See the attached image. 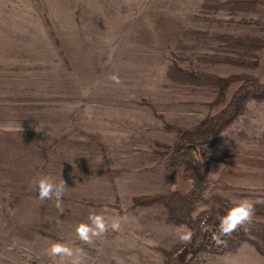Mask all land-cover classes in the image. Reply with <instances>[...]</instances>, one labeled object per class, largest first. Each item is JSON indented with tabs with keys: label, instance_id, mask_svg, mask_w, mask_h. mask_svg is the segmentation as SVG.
I'll return each mask as SVG.
<instances>
[{
	"label": "rangeland",
	"instance_id": "obj_1",
	"mask_svg": "<svg viewBox=\"0 0 264 264\" xmlns=\"http://www.w3.org/2000/svg\"><path fill=\"white\" fill-rule=\"evenodd\" d=\"M205 1L0 0V264H59L48 254L57 242L83 264H186L192 256L191 264H264L246 240L202 261L174 260L177 249L195 247L178 238L187 227L169 222L162 204L133 202L190 188L170 158L173 127H194L222 107L216 87L170 81L172 63L264 81V46L228 50L192 34L264 40V4L233 14ZM222 135L198 151L209 156L205 195L256 200L264 169L236 166L234 157L264 162L256 155L264 151V101H251ZM44 175L65 181L63 213L54 199L38 198ZM104 209L108 231L91 244L79 240L77 226ZM227 211L219 208L214 223Z\"/></svg>",
	"mask_w": 264,
	"mask_h": 264
},
{
	"label": "trees",
	"instance_id": "obj_2",
	"mask_svg": "<svg viewBox=\"0 0 264 264\" xmlns=\"http://www.w3.org/2000/svg\"><path fill=\"white\" fill-rule=\"evenodd\" d=\"M260 3L264 4V0H206L203 7L214 11L225 9L236 14L258 11ZM242 21L249 20L242 19ZM192 34L207 40L216 39L228 50L231 49L230 47L249 49L264 46V40L258 38H235L227 34L201 31H193ZM224 59L236 62L235 59L228 58V56ZM167 74L168 79L173 82L216 87L218 89L216 101L222 107L205 117L194 127H173L177 131V137L169 148L170 158L173 163L183 167L184 175L191 182L190 188L186 191L174 190L167 193L135 196L133 202L134 205L140 207L162 204L166 209L169 222L185 226L192 231L193 236L190 244L200 252L204 248L205 240L210 233L219 208L224 207L229 210L236 202H231L222 196L205 195L206 178L209 173L206 161L209 156L203 155L204 159L202 160L198 151L206 145L216 143L222 133L246 111L251 101H264V81L257 76L246 74L219 76L185 69L176 63H172L168 67ZM237 81L240 83L238 87L231 93L228 91L227 94L226 90H230ZM260 141L264 145V136L260 138ZM192 146L195 147L194 150L191 148ZM256 155L264 157V151ZM234 160L237 163L236 166L246 165L251 168L264 169V162L255 157H234ZM261 175L263 174H258V176ZM256 198H264V193L256 195ZM225 240L227 243L220 247L222 248L221 252L235 251L236 249L232 246L246 240L264 254V204H256L255 215L252 222L246 224L245 230L238 229L230 237H225ZM192 260L193 256L186 264H191Z\"/></svg>",
	"mask_w": 264,
	"mask_h": 264
},
{
	"label": "clouds",
	"instance_id": "obj_3",
	"mask_svg": "<svg viewBox=\"0 0 264 264\" xmlns=\"http://www.w3.org/2000/svg\"><path fill=\"white\" fill-rule=\"evenodd\" d=\"M111 79L119 84L120 80L117 76H112ZM5 131L11 130L5 127ZM19 130L22 131L21 126ZM224 136V135H222ZM66 183L63 179L59 184L55 183L52 177L44 175L40 176L35 184V190L38 193V198L41 201L55 200V207L63 213V200ZM256 204H264V198L252 201L250 199H241L231 207L227 213L220 218L217 232L213 234L212 241L216 245H226L227 241L222 237H230L239 228L246 224H250L256 212ZM104 209L101 213H91L89 215L90 223H80L76 228V233L82 242L91 244L93 238L101 237L108 231L109 225L106 222ZM121 227V221L119 218L113 220L111 223V229L119 231ZM193 233L191 230L185 228L179 234V240L182 243H190ZM48 254L52 257H59V264H83L80 255L74 252L72 248L63 243H53L48 249ZM67 258V259H65Z\"/></svg>",
	"mask_w": 264,
	"mask_h": 264
},
{
	"label": "built area",
	"instance_id": "obj_4",
	"mask_svg": "<svg viewBox=\"0 0 264 264\" xmlns=\"http://www.w3.org/2000/svg\"><path fill=\"white\" fill-rule=\"evenodd\" d=\"M224 215L219 216V218H217V220L215 221L212 230L210 231L209 235L207 236V238L205 240L204 248H203L202 251L198 252L195 247L191 248L190 246L188 247L187 245H185V246L177 249L173 253L174 260H178L179 258L183 257L185 254H186V256L188 254H191V255L196 254L199 257V260L202 261L210 253L214 252L216 249H219L222 245L218 246V245L214 244L213 241H212V236H213L214 233L217 232L218 225H219V222H220V218L223 217ZM222 239L225 240V237H222Z\"/></svg>",
	"mask_w": 264,
	"mask_h": 264
},
{
	"label": "water",
	"instance_id": "obj_5",
	"mask_svg": "<svg viewBox=\"0 0 264 264\" xmlns=\"http://www.w3.org/2000/svg\"><path fill=\"white\" fill-rule=\"evenodd\" d=\"M191 148H192L193 150L195 149V147H194V146H192Z\"/></svg>",
	"mask_w": 264,
	"mask_h": 264
}]
</instances>
